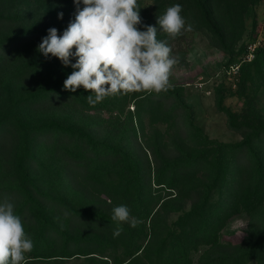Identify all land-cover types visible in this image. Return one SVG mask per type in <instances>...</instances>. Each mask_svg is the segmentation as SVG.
<instances>
[{
	"label": "trees",
	"instance_id": "trees-1",
	"mask_svg": "<svg viewBox=\"0 0 264 264\" xmlns=\"http://www.w3.org/2000/svg\"><path fill=\"white\" fill-rule=\"evenodd\" d=\"M138 3L141 30L181 4L186 24L207 28L228 51L226 68L246 44L233 50L237 33L226 44L220 15L236 17L235 29L259 0ZM75 14L73 0H0V199L14 203L34 241L27 264L78 258L84 264H264V113L256 105L264 88V43L239 67L240 112L223 103L230 86L220 82L215 90L217 109L242 138L211 140L186 113L191 146L179 133L178 141L166 140L154 126L160 121L170 128L175 109H187L180 102L183 86L108 96L94 106L86 98L91 90L63 88L73 69L45 58L37 46L47 29L61 34ZM169 36L157 33L167 44ZM120 204L140 223L123 222L114 237L113 208ZM171 213L176 216L168 222ZM239 215L247 218L242 239H223Z\"/></svg>",
	"mask_w": 264,
	"mask_h": 264
},
{
	"label": "clouds",
	"instance_id": "clouds-1",
	"mask_svg": "<svg viewBox=\"0 0 264 264\" xmlns=\"http://www.w3.org/2000/svg\"><path fill=\"white\" fill-rule=\"evenodd\" d=\"M73 4L75 17L63 32L58 35L57 28L47 29L37 46L45 58H58L73 69L63 82L65 90L76 92L81 86L91 90L86 98L93 106L108 96L168 90L177 60L157 33L164 31L175 38L182 30H191L181 4L168 7L156 25H143V30L138 0H73ZM57 18L62 19L63 12ZM112 220L116 222L114 237L123 231V222L131 227L140 223L126 204L113 208ZM33 248L14 203L0 199V264H27L26 254Z\"/></svg>",
	"mask_w": 264,
	"mask_h": 264
},
{
	"label": "rangeland",
	"instance_id": "rangeland-1",
	"mask_svg": "<svg viewBox=\"0 0 264 264\" xmlns=\"http://www.w3.org/2000/svg\"><path fill=\"white\" fill-rule=\"evenodd\" d=\"M220 25L225 32L226 44L236 33L239 34L233 41V50L237 51L244 44L262 45L264 43V0L251 5L244 11L234 29L231 21H236V17L228 18L220 15ZM207 29V28H206ZM191 27L175 38L169 36L167 42L172 49V55L177 63L173 66L170 74V86H183V95L180 102L185 103L186 108L178 106L175 109L176 117H171V127L167 129V124L156 121L155 127L163 133L166 140L169 138L179 140L178 133L183 137L184 143L193 145L186 137L188 124L183 121V116L189 113L196 125L199 126L203 134L211 140L223 142H237L242 135L229 127L227 116L217 109L215 104V90L220 84L231 87L232 94H227L223 100L226 107L234 112H240L243 107V99L234 94L237 89L238 74L228 76L224 71V65L229 62V55L226 49L220 47L211 31ZM72 62L75 59L72 58ZM256 105L264 113V88L257 92ZM128 109H134V104L128 105ZM105 115L107 113L105 112ZM182 115V116H180ZM147 121V118L145 119ZM146 129L151 131L150 126ZM182 129L183 132H180ZM173 141V140H172ZM197 147V145H195ZM198 175H201L198 172ZM165 197L169 196L166 190L162 191ZM190 202L186 201L184 208L190 207ZM175 213H171L168 222L174 219ZM247 227L245 215H239L229 221L223 230V239L233 243L239 242L243 237V230ZM82 259L68 260L65 264H84Z\"/></svg>",
	"mask_w": 264,
	"mask_h": 264
},
{
	"label": "built area",
	"instance_id": "built-area-1",
	"mask_svg": "<svg viewBox=\"0 0 264 264\" xmlns=\"http://www.w3.org/2000/svg\"><path fill=\"white\" fill-rule=\"evenodd\" d=\"M255 45H246L244 52L240 55L236 62H232L224 71L228 76H236L239 73V67L242 63L251 61L254 57Z\"/></svg>",
	"mask_w": 264,
	"mask_h": 264
}]
</instances>
